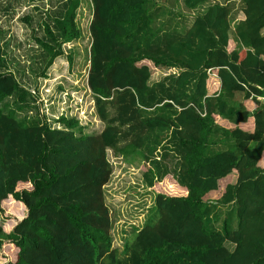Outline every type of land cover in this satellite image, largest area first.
Masks as SVG:
<instances>
[{"label": "trees", "instance_id": "1", "mask_svg": "<svg viewBox=\"0 0 264 264\" xmlns=\"http://www.w3.org/2000/svg\"><path fill=\"white\" fill-rule=\"evenodd\" d=\"M239 1L244 19L233 31L230 5L212 0H183L196 12L186 29L156 25L155 0H90L86 85L104 124L97 134L66 116L59 128L27 116L35 95L0 71V207L19 202L25 211L10 232L0 225V247L15 249L3 264H264V101L256 99L264 96V0ZM80 4L64 0L51 27L44 22L41 77L62 45L80 38ZM231 35L237 45L229 51ZM144 61L176 73L150 84ZM208 69L217 70L218 95H207ZM218 117L252 120L253 128L226 129ZM107 150L140 155L147 188L170 178L185 193H156L151 215L120 253L104 196Z\"/></svg>", "mask_w": 264, "mask_h": 264}, {"label": "rangeland", "instance_id": "2", "mask_svg": "<svg viewBox=\"0 0 264 264\" xmlns=\"http://www.w3.org/2000/svg\"><path fill=\"white\" fill-rule=\"evenodd\" d=\"M63 1L0 0V71L12 72L19 83L35 95L34 108L27 113V116L37 117L54 128L60 127L56 122L57 119L66 116L76 119L83 127L84 134H97L102 131L104 124L95 114L93 97L86 85L91 42L88 31L92 17L90 0H80L81 4L77 10L76 23L81 32L80 38L63 44V56L54 60L45 71V77L40 76L45 62L37 39L45 36L44 22L51 27L52 20L60 12ZM212 1L225 3L227 0ZM232 3L234 13L236 11L238 13L241 2L232 0ZM152 9L155 11V24L164 22L170 29H186L196 15V12L185 13L188 10L184 8L183 0H155ZM68 57L72 58L71 64ZM147 65L153 74L150 83L163 78L162 70L154 72V66L151 63ZM12 101L13 99H8L9 103ZM247 106L253 108L255 105L249 102ZM217 121L231 127L220 119ZM240 127L247 131L252 130V120ZM107 158L112 166V173L104 187V196L112 220L113 247L120 253L124 242L130 239L134 229L141 228L151 215L156 193L170 196H183L185 193L174 187L170 178L154 188H147L143 183V173L148 164L143 162L138 154L122 158L115 157L111 150H107ZM260 166L264 168V156ZM232 181L234 178L223 181L219 184V188ZM28 187V184H24L19 185L17 189ZM220 194L219 190L213 192L210 199H218ZM10 201L13 200L9 199L7 202ZM15 203L9 207L4 202L0 207V225L6 233L24 217L25 211L23 212L19 203ZM224 211L225 208L220 210V218L215 224L217 228L221 226ZM231 228H236L235 216ZM227 246L233 248L232 245ZM14 252L15 249L11 244L5 243L1 246L0 264L11 261Z\"/></svg>", "mask_w": 264, "mask_h": 264}, {"label": "crops", "instance_id": "3", "mask_svg": "<svg viewBox=\"0 0 264 264\" xmlns=\"http://www.w3.org/2000/svg\"><path fill=\"white\" fill-rule=\"evenodd\" d=\"M224 4H226V5H230V7L232 8V12H231V15H232V17L233 18H231V20H230V27H231V29L234 31V29H235V27H236V25L238 24V22L239 21H241V20H243L244 19V15H243V13H241V11H238V13H237V11L234 13V5H233V3H232V0H227ZM240 8H241V5H240ZM186 14H192V11H187V12H185ZM194 19V18H193ZM193 21V20H192ZM192 21H190V24L189 25H187V27L186 28H188V27H190V25L192 24ZM264 32V31H263ZM236 45H237V42H235L234 41V39H233V36L231 35L230 36V40H229V44H228V50L229 51H232L233 49H235L236 48ZM144 63V62H143ZM148 63H150V62H148V61H145V64H148ZM160 70H162V72H161V74H162V76L163 77H165L166 75H169V74H175L176 73V69H167V70H164V69H156V68H153V71L155 72V71H157V72H160ZM163 71H164V73H163ZM167 73V74H166ZM152 76H153V74H152ZM157 81H159V80H157ZM157 81H155V82H157ZM150 82H151V78H150ZM155 82H152V83H155ZM152 83H150V84H152ZM219 87H220V83H219V81L218 82H216V81H213V80H208L207 79V83H206V89H207V95L208 96H211V95H214L217 91H218V89H219ZM234 100L235 101H237V103H242L243 104V106L248 110V111H250V112H252L253 110H255L256 109V104L251 100V99H248V100H244V101H242L243 100V98L242 97H239L238 95H236L235 97H234ZM252 103L253 105H255L253 108H250V107H248L247 106V103ZM217 119H220L222 122H224V123H228L231 127L230 128H234L235 126H241V125H244V124H239V125H231L230 123H229V121H227V120H225V119H221V118H217ZM250 121V120H249ZM217 123H218V121H217ZM221 127H223V128H226V129H230L229 127H227V126H225V125H222L221 123H218ZM19 203V202H18ZM20 204V203H19ZM21 205V204H20ZM22 206V205H21ZM24 215H25V213H24ZM6 263V262H5Z\"/></svg>", "mask_w": 264, "mask_h": 264}, {"label": "built area", "instance_id": "4", "mask_svg": "<svg viewBox=\"0 0 264 264\" xmlns=\"http://www.w3.org/2000/svg\"><path fill=\"white\" fill-rule=\"evenodd\" d=\"M206 73H207L208 80H213V81H216V82L219 81V78H218L217 70L216 69H208L206 71ZM219 92H220V87H219L218 91L215 94L218 95ZM256 99H257V101L262 102V101H264V96H262V97H258L257 96Z\"/></svg>", "mask_w": 264, "mask_h": 264}]
</instances>
